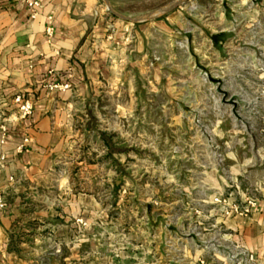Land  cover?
I'll return each instance as SVG.
<instances>
[{"label":"rangeland","instance_id":"obj_1","mask_svg":"<svg viewBox=\"0 0 264 264\" xmlns=\"http://www.w3.org/2000/svg\"><path fill=\"white\" fill-rule=\"evenodd\" d=\"M107 1L109 47L138 63L28 184L25 262L143 264L168 249L178 263L179 246L221 241L264 196V0Z\"/></svg>","mask_w":264,"mask_h":264},{"label":"crops","instance_id":"obj_2","mask_svg":"<svg viewBox=\"0 0 264 264\" xmlns=\"http://www.w3.org/2000/svg\"><path fill=\"white\" fill-rule=\"evenodd\" d=\"M29 1L38 4L34 17L28 0H0V264H32L23 261V194L30 191L28 184L39 186L48 157L81 131L78 114L90 113L89 101L101 96V87L111 82L118 92L127 85L125 69L138 63L127 64L109 47L108 28L120 25L105 18L98 0ZM140 32L141 26L133 30L137 39ZM110 37L116 46L123 43L117 33ZM53 84L58 87L50 88ZM16 95L32 103V113L24 120L18 117ZM24 137L29 143L23 150ZM259 205L250 217L223 221L227 233L218 236L221 241L212 234L207 246H179L178 263L165 249L158 262L149 250L143 264H230L225 256L234 245L264 264V196Z\"/></svg>","mask_w":264,"mask_h":264},{"label":"built area","instance_id":"obj_3","mask_svg":"<svg viewBox=\"0 0 264 264\" xmlns=\"http://www.w3.org/2000/svg\"><path fill=\"white\" fill-rule=\"evenodd\" d=\"M28 6L31 8L32 13L31 17L35 16V8L38 6L37 2L35 1H29L28 0ZM106 11H108L107 8H105ZM50 88H57L58 85H49ZM14 104L17 106L18 115L20 118L28 117L32 113V104L29 100L25 99L21 95H16L14 97ZM25 142H27V139H25ZM19 149H21L19 147ZM4 207V203L2 201V198L0 196V208ZM226 260L230 262V264H260L259 258L249 251H247L242 246L234 245L232 248H230L225 256ZM197 264H205L203 260H199Z\"/></svg>","mask_w":264,"mask_h":264},{"label":"water","instance_id":"obj_4","mask_svg":"<svg viewBox=\"0 0 264 264\" xmlns=\"http://www.w3.org/2000/svg\"><path fill=\"white\" fill-rule=\"evenodd\" d=\"M105 3H106V7H107V9L108 10H110L111 12H113L112 10H111V8H110V5H109V3H108V1L107 0H105ZM174 5H176V4H174ZM173 5V6H174ZM172 6H170V7H167L165 10H163V11H166V10H168L169 8H171ZM156 14L154 13V14H151V15H149V16H147L146 18H151V17H154ZM146 18H143V19H146ZM143 19H140V20H143ZM132 22H134V21H139V19L137 18V19H133V20H131Z\"/></svg>","mask_w":264,"mask_h":264},{"label":"bare ground","instance_id":"obj_5","mask_svg":"<svg viewBox=\"0 0 264 264\" xmlns=\"http://www.w3.org/2000/svg\"><path fill=\"white\" fill-rule=\"evenodd\" d=\"M165 9H166V8H165ZM165 9H164V10H165ZM159 13H160V12H159ZM162 13H163V12H162ZM157 15H158V14H157Z\"/></svg>","mask_w":264,"mask_h":264},{"label":"trees","instance_id":"obj_6","mask_svg":"<svg viewBox=\"0 0 264 264\" xmlns=\"http://www.w3.org/2000/svg\"><path fill=\"white\" fill-rule=\"evenodd\" d=\"M214 38H216V36H215V37H213V39H214Z\"/></svg>","mask_w":264,"mask_h":264}]
</instances>
